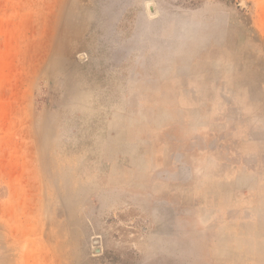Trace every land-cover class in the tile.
Instances as JSON below:
<instances>
[{"label":"rangeland","instance_id":"1","mask_svg":"<svg viewBox=\"0 0 264 264\" xmlns=\"http://www.w3.org/2000/svg\"><path fill=\"white\" fill-rule=\"evenodd\" d=\"M242 96L264 109V0H0V264H264V215L163 174Z\"/></svg>","mask_w":264,"mask_h":264},{"label":"crops","instance_id":"2","mask_svg":"<svg viewBox=\"0 0 264 264\" xmlns=\"http://www.w3.org/2000/svg\"><path fill=\"white\" fill-rule=\"evenodd\" d=\"M242 75L243 80L241 78L238 88L250 91V78L247 74ZM183 84L180 79L165 90L172 97L169 104L178 106H169L168 111L178 116L173 125L190 127L187 124L188 117L182 113L184 109L181 106L185 103L182 98L185 92L197 98L200 91L197 86L188 88ZM192 102L203 114L202 107H199L201 102ZM224 104H228L226 111H237L239 116H230L228 113L225 116H194L199 121L196 125L201 127L195 126L193 136L188 139L191 143L195 141L197 153L194 159L186 160L189 163H183L182 156L176 158V152L168 148L173 158L163 168L164 177L167 178L165 184L179 186L184 200L187 194L192 195V200L200 210L225 209L229 214L240 209L251 220L252 217L264 215V109L255 114L251 107V96H242L240 100L234 97ZM169 117L172 119L175 116ZM217 118L221 120L219 124H215ZM256 120L258 123L255 125ZM138 169L131 167L129 172L134 175ZM188 188L191 191L189 193ZM252 224H259V220Z\"/></svg>","mask_w":264,"mask_h":264},{"label":"water","instance_id":"3","mask_svg":"<svg viewBox=\"0 0 264 264\" xmlns=\"http://www.w3.org/2000/svg\"><path fill=\"white\" fill-rule=\"evenodd\" d=\"M148 10H149V13L151 16H155L156 15V10H155V7L153 5H150L148 7Z\"/></svg>","mask_w":264,"mask_h":264}]
</instances>
